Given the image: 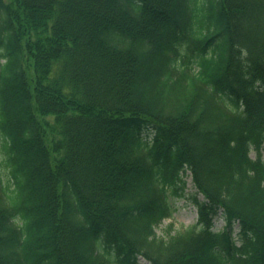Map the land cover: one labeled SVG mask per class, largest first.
I'll return each mask as SVG.
<instances>
[{
    "label": "trees",
    "instance_id": "16d2710c",
    "mask_svg": "<svg viewBox=\"0 0 264 264\" xmlns=\"http://www.w3.org/2000/svg\"><path fill=\"white\" fill-rule=\"evenodd\" d=\"M263 141L264 0H0V264H264Z\"/></svg>",
    "mask_w": 264,
    "mask_h": 264
},
{
    "label": "rangeland",
    "instance_id": "374dc122",
    "mask_svg": "<svg viewBox=\"0 0 264 264\" xmlns=\"http://www.w3.org/2000/svg\"><path fill=\"white\" fill-rule=\"evenodd\" d=\"M250 154L252 157H254V152H251ZM262 157L264 158V143H263ZM185 179L187 181V185H186L187 186L186 187L187 192H190V193L194 192L195 189L192 185L189 173H186ZM172 202L176 206V210L174 211V213L171 215L170 218L164 219L155 228L156 234L159 237H162V236L166 237L167 236V229L169 227L172 230L171 233H173L175 231L182 230L183 228H185L189 224H192L195 221L196 208L192 204L188 203L183 198L175 199ZM215 225H216V227H220L222 225V219L221 218L218 219L216 221ZM234 229H237V224L234 225ZM138 261L141 264H144V263L146 264V262H144V260L141 257H139Z\"/></svg>",
    "mask_w": 264,
    "mask_h": 264
},
{
    "label": "bare ground",
    "instance_id": "6f19581e",
    "mask_svg": "<svg viewBox=\"0 0 264 264\" xmlns=\"http://www.w3.org/2000/svg\"><path fill=\"white\" fill-rule=\"evenodd\" d=\"M218 219H220V218H218ZM218 219H217V220H218ZM217 220H216V221H217Z\"/></svg>",
    "mask_w": 264,
    "mask_h": 264
}]
</instances>
